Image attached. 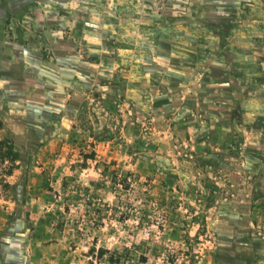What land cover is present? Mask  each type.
I'll return each mask as SVG.
<instances>
[{
    "label": "rangeland",
    "instance_id": "374dc122",
    "mask_svg": "<svg viewBox=\"0 0 264 264\" xmlns=\"http://www.w3.org/2000/svg\"><path fill=\"white\" fill-rule=\"evenodd\" d=\"M183 2L0 0V264H264V0Z\"/></svg>",
    "mask_w": 264,
    "mask_h": 264
},
{
    "label": "trees",
    "instance_id": "16d2710c",
    "mask_svg": "<svg viewBox=\"0 0 264 264\" xmlns=\"http://www.w3.org/2000/svg\"><path fill=\"white\" fill-rule=\"evenodd\" d=\"M186 0H182V3L185 4V6L187 5L185 2ZM192 1V0H189ZM108 7H110V5L108 4V2H103L100 5V10L102 11V15H101V19H100V23L99 26H97L94 30L92 28V26L90 25V23L88 22H84V17H80L78 18L77 22L78 24H76L73 33H76L75 36H73V41H76V45L78 48H76V50H80L79 45H82L81 42V36L83 34H85L86 38L83 40V44L85 46L84 50L86 51L87 54H92L93 57L91 59L94 60V62H100L101 64L104 63V60H99V58H103L107 61V63H105V65H110V64H121L120 63V58H122V54L120 52L119 49V27L118 28H113V25L111 27L108 26L109 21L112 20V22H114L117 26L119 25L120 18L123 12H118L116 11V14L112 17V13L108 10ZM112 7V6H111ZM187 13V12H186ZM109 18V19H108ZM167 20V19H166ZM209 21V20H207ZM214 21H209L207 24V28L208 29H212L211 24L212 23H217ZM183 22V20H182ZM200 25L205 26L204 24H202L201 22H199ZM221 23V22H218ZM86 25V31L83 32V26ZM225 25V24H223ZM185 28H188L187 25H185ZM221 27L222 24H218L217 27ZM111 31L113 33V37H111L108 32ZM93 32L96 33H100L103 32L102 36L98 37L96 41H91L90 37L92 35ZM121 32V31H120ZM205 30H201L200 34L204 33ZM173 33V31L171 32ZM194 33V32H193ZM77 38H79V43L77 42ZM180 39V38H178ZM183 40V39H181ZM73 41H71V46H73V44H75ZM84 56V55H83ZM144 56H142L141 58H143ZM87 61V60H86ZM145 60L141 61L140 65H144ZM144 69V68H143ZM145 70V69H144ZM146 72H144L145 74ZM143 77H145V75H142ZM8 151L6 152L7 155H10L11 151H13V146L12 144L8 143ZM6 155V156H7Z\"/></svg>",
    "mask_w": 264,
    "mask_h": 264
},
{
    "label": "crops",
    "instance_id": "0c3cea01",
    "mask_svg": "<svg viewBox=\"0 0 264 264\" xmlns=\"http://www.w3.org/2000/svg\"><path fill=\"white\" fill-rule=\"evenodd\" d=\"M101 17V16H100ZM100 20V19H99Z\"/></svg>",
    "mask_w": 264,
    "mask_h": 264
}]
</instances>
